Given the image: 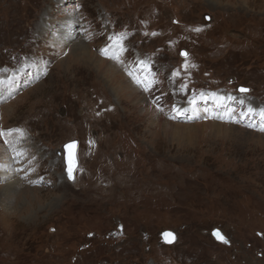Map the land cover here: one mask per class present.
<instances>
[{
  "label": "rangeland",
  "instance_id": "obj_1",
  "mask_svg": "<svg viewBox=\"0 0 264 264\" xmlns=\"http://www.w3.org/2000/svg\"><path fill=\"white\" fill-rule=\"evenodd\" d=\"M260 109L264 0H0V264H264Z\"/></svg>",
  "mask_w": 264,
  "mask_h": 264
},
{
  "label": "bare ground",
  "instance_id": "obj_2",
  "mask_svg": "<svg viewBox=\"0 0 264 264\" xmlns=\"http://www.w3.org/2000/svg\"><path fill=\"white\" fill-rule=\"evenodd\" d=\"M67 26H68V24H67ZM67 30V29H66ZM65 33H67L66 31H65ZM65 37H66V34H65ZM84 48V47H83ZM81 52V54H79V55H82L83 57H86V56H88V52L86 53L85 51H83V50H81L80 51ZM117 83H121V82H119V81H117ZM123 83V82H122ZM124 85V84H123ZM125 85H126V83H125ZM121 86V85H120ZM123 87V86H122ZM126 87H128V88H126ZM126 87H125V89H129V86L128 85H126ZM123 90V89H122ZM130 90H128V92H129ZM130 94H131V92H130ZM138 95V94H137ZM126 101H127V99H126ZM128 101H129V99H128ZM131 102V101H130ZM133 102V105L132 106H136L135 104H134V101H132ZM2 149V148H1ZM1 156H3L4 157V160L6 161V166L4 167L5 169V172H2L1 174H0V179H2V181H4V180H7V178H10L11 176H12V172H14L13 170H12V165H13V159H15L14 157L12 158V157H10L9 155H5L4 154V152H2V153H0V157ZM15 156H17V154L15 155ZM14 163H16V162H14ZM12 170V171H11ZM20 189H23V191H24V189H25V186L23 185V183L20 181V180H14V181H11L10 183H8L6 186H5V188L2 190V195H1V197L3 196V203L5 204V202L7 203V202H9V201H12L13 200V196L19 191L20 192ZM18 192V193H19ZM33 192V191H32ZM4 206V205H3ZM9 208V207H8ZM12 212H10V213H28L30 210H29V208H25L24 206H18V205H14V206H12ZM11 209V208H10ZM9 210V209H8ZM3 211V210H2ZM4 212V211H3Z\"/></svg>",
  "mask_w": 264,
  "mask_h": 264
},
{
  "label": "water",
  "instance_id": "obj_3",
  "mask_svg": "<svg viewBox=\"0 0 264 264\" xmlns=\"http://www.w3.org/2000/svg\"><path fill=\"white\" fill-rule=\"evenodd\" d=\"M241 88H244V87H238L237 91L240 92L239 89H241ZM244 89H247V88H244ZM240 93H242V92H240ZM76 150H77V143L75 141L68 142L63 146L65 176H66L67 180H69V181L73 180L74 172L77 168ZM70 169H71V174H72L71 178H69V170ZM165 233H170L171 237L166 238L164 235ZM172 237H174V235L171 232H164L162 234V239L165 242V244H171L174 239H172L171 243L168 242V239H171Z\"/></svg>",
  "mask_w": 264,
  "mask_h": 264
},
{
  "label": "snow or ice",
  "instance_id": "obj_4",
  "mask_svg": "<svg viewBox=\"0 0 264 264\" xmlns=\"http://www.w3.org/2000/svg\"><path fill=\"white\" fill-rule=\"evenodd\" d=\"M196 31H199V29H196ZM183 55H186V53H183ZM143 63V62H141ZM131 75V73H129ZM137 83H142V81H140L139 79H137ZM148 88L145 87V91H147ZM240 92L242 93H246L247 91H249L248 89H244V88H241L239 89ZM229 100H233L234 98L233 97H228ZM191 103H195V101H192ZM240 104H243L244 101L243 100H240L239 101ZM177 115H181L182 112L180 109H175ZM257 112L256 109L252 108V107H248L247 108V111L246 113H243L244 115H249V114H252V115H255ZM259 115L261 117L262 120H264V109H260L259 110ZM261 130H264V127L261 128ZM3 133H0V135H2ZM21 153H17V155L19 156ZM72 174H71V169L69 170V178H71ZM166 238L168 237H171V234L170 233H165L164 234ZM214 236L217 237V239L223 241L224 243H228V241L223 237V235L217 230L213 233ZM172 239H174V237H172L171 239H168V242L171 243L172 242Z\"/></svg>",
  "mask_w": 264,
  "mask_h": 264
}]
</instances>
